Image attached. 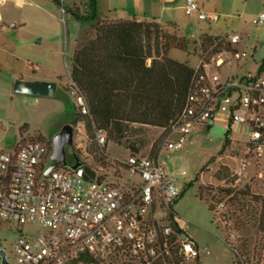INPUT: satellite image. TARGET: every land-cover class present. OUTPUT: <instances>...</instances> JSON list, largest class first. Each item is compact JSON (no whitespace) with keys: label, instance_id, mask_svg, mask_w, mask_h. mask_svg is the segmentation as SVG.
<instances>
[{"label":"rangeland","instance_id":"1","mask_svg":"<svg viewBox=\"0 0 264 264\" xmlns=\"http://www.w3.org/2000/svg\"><path fill=\"white\" fill-rule=\"evenodd\" d=\"M96 3L98 17L103 20L121 18L124 11H129L131 18L140 10H153L163 16V3L174 8L163 21L174 23L177 35L186 37L190 46L185 51L173 49L168 56L193 69L203 54L199 43L201 36L229 38L239 34L242 41L236 49L246 53L247 57L240 62L239 68L235 64L220 69L221 79L228 75H254L264 63V22L256 24L264 15V0H201L200 10L215 15L217 21L187 16L186 0H96ZM0 12L3 17L0 21V150H6L22 137L30 140L39 134L53 143L54 136L68 124L74 129L72 135L69 129L66 131L65 149L72 148L79 160L98 177L106 174L112 177L120 161H125L130 153L124 146L108 143L107 160L96 163L86 153L91 143L102 147L94 137L96 128L89 134L94 138L88 139L82 127L72 124L68 117L73 99L67 87L76 47L86 38L95 37L92 20H84L94 16L91 1L4 0L2 3L0 0ZM17 79L55 81L58 84L56 95L46 98L16 94L13 87ZM227 127V117L218 114L211 129L199 128L184 151L165 150L162 156L164 167L175 179L176 187L182 189L185 186L183 196L172 208L180 226L202 249L209 251V255H201L200 264H238L226 228L209 208L220 202L225 204L224 213L229 218L243 261L251 264L264 255V231L259 229L262 204L256 200L257 197L264 199V174L263 178H247L235 185L231 171L236 170L239 160L244 158L248 131L235 124L227 135ZM22 128L26 134H21ZM132 129H137L135 131L140 134L133 139L147 143L141 153L147 154L154 145L157 149L162 145V129L138 125H133ZM227 139L231 144L224 149ZM69 140L71 144H68ZM183 171L187 173L186 177L181 176ZM219 171L222 173L220 178ZM132 179L138 181V177ZM223 190L232 193L227 196L221 193ZM41 232L42 228L36 225L18 226L0 221V245L9 254L20 235L36 236Z\"/></svg>","mask_w":264,"mask_h":264},{"label":"built area","instance_id":"2","mask_svg":"<svg viewBox=\"0 0 264 264\" xmlns=\"http://www.w3.org/2000/svg\"><path fill=\"white\" fill-rule=\"evenodd\" d=\"M200 1L186 0V15L217 21L215 15L200 10ZM263 22L261 15L256 24ZM223 40L234 52L200 56L183 110L162 129V145L154 154L150 149L147 154L129 155L112 177L96 174L89 182L61 166L48 174L53 144L47 141L20 139L0 150V221L42 228L36 236H19L10 253L5 252L7 264H200L201 255H209L180 226L172 208L185 186L176 187L162 156L165 150L184 151L199 128H208L210 121L223 113L228 119L227 130L231 132L238 124L248 131L244 158L231 171L235 185L247 178H263L264 69L261 65L254 75L221 79L220 69L235 64L239 68L247 57L236 49L242 41L239 34ZM67 88L75 111L89 116L88 100L72 78ZM95 137L99 145H105L106 132L96 130ZM181 176L187 173L183 171ZM213 206L238 263L246 264L224 213L225 204ZM251 264H264V255Z\"/></svg>","mask_w":264,"mask_h":264},{"label":"trees","instance_id":"3","mask_svg":"<svg viewBox=\"0 0 264 264\" xmlns=\"http://www.w3.org/2000/svg\"><path fill=\"white\" fill-rule=\"evenodd\" d=\"M90 1L94 16L84 20H92L95 37L86 38L77 45L71 68L72 80L88 100L90 115H79L72 104L68 117L72 124L82 127L88 139L95 137L89 135L94 127L106 132L105 145L99 148L91 143L86 151L96 163H102L107 160L108 143L124 146L134 156L144 150L147 143L133 139L140 135L137 129H132L133 125L160 129L169 126L185 106L194 69L168 56L173 49L185 51L190 46L186 37L177 35L174 23L161 25L156 20L108 22L98 17L96 0ZM223 39L201 36L200 51L209 56L222 51L234 52ZM261 68L264 69V63ZM23 133L24 128L21 129ZM230 133L227 130V135ZM33 139L46 141L40 134ZM48 143L52 145V141ZM230 144L227 139L224 149ZM156 151L157 145H154L151 153ZM221 176L219 171L218 177ZM221 193L229 196L232 191ZM256 200L262 204L259 229L264 231V199L257 197ZM209 208L213 210V206Z\"/></svg>","mask_w":264,"mask_h":264},{"label":"water","instance_id":"4","mask_svg":"<svg viewBox=\"0 0 264 264\" xmlns=\"http://www.w3.org/2000/svg\"><path fill=\"white\" fill-rule=\"evenodd\" d=\"M57 87L58 84L55 81H29L17 79L14 83L13 91L21 95L52 98L56 95ZM213 124L214 120H211L207 130H210ZM68 129L70 130V135H72L73 129L70 126H65L53 138V151L51 155L52 166L47 173L49 174L51 171L61 166L75 171L83 180L92 182L95 179L96 173L91 168L84 166L72 148L65 149L64 138ZM71 140H69L68 144H71ZM0 257L3 260V264H7L4 250H0Z\"/></svg>","mask_w":264,"mask_h":264},{"label":"crops","instance_id":"5","mask_svg":"<svg viewBox=\"0 0 264 264\" xmlns=\"http://www.w3.org/2000/svg\"><path fill=\"white\" fill-rule=\"evenodd\" d=\"M4 2V0H2V3ZM174 8H172L171 6H169L168 4H161V10H162V15L160 14H156L155 12H153V10H140V12H138V14H135V16L133 18H131V14L128 12L124 11V14L121 15V18H115V20H106L108 22H118V21H126V20H137V21H152V20H156L159 23H165L163 21V18L169 14V13H173ZM123 12V11H122ZM138 15V16H137ZM169 17V16H168ZM3 20L2 17V13L0 12V21ZM40 80V79H37ZM34 81V80H32ZM27 132H25L24 134H26ZM21 139H26L24 137H22Z\"/></svg>","mask_w":264,"mask_h":264},{"label":"flooded vegetation","instance_id":"6","mask_svg":"<svg viewBox=\"0 0 264 264\" xmlns=\"http://www.w3.org/2000/svg\"><path fill=\"white\" fill-rule=\"evenodd\" d=\"M69 121L71 122V120H69ZM65 126H70V127L73 129L72 125H68V124H67V125H65ZM61 130H62V129H61ZM61 130H60V131H61ZM60 131H59V132H60ZM59 132H58V133H59ZM58 133H57V134H58ZM57 134H56V135H57ZM52 144H53V143H52ZM4 251H5V250H4ZM5 252H6V251H5Z\"/></svg>","mask_w":264,"mask_h":264}]
</instances>
